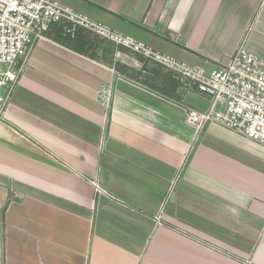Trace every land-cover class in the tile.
<instances>
[{"label": "crops", "instance_id": "crops-1", "mask_svg": "<svg viewBox=\"0 0 264 264\" xmlns=\"http://www.w3.org/2000/svg\"><path fill=\"white\" fill-rule=\"evenodd\" d=\"M55 1L206 72L240 47L264 60V0ZM209 107L141 56L51 25L0 123V264H264V146L186 122Z\"/></svg>", "mask_w": 264, "mask_h": 264}, {"label": "built area", "instance_id": "built-area-1", "mask_svg": "<svg viewBox=\"0 0 264 264\" xmlns=\"http://www.w3.org/2000/svg\"><path fill=\"white\" fill-rule=\"evenodd\" d=\"M54 24L75 38L87 31L171 72L210 101L206 111L189 109L186 122L200 131L218 124L264 146V60L243 47L227 63L209 72L154 51L144 43L118 34L55 0H0V123L12 93L37 41ZM111 90L99 100L110 101Z\"/></svg>", "mask_w": 264, "mask_h": 264}, {"label": "trees", "instance_id": "trees-1", "mask_svg": "<svg viewBox=\"0 0 264 264\" xmlns=\"http://www.w3.org/2000/svg\"><path fill=\"white\" fill-rule=\"evenodd\" d=\"M54 25H56V24H54ZM62 29H63V26L61 25V30H62ZM46 33H47V32H46ZM46 33H45V34H46Z\"/></svg>", "mask_w": 264, "mask_h": 264}, {"label": "rangeland", "instance_id": "rangeland-1", "mask_svg": "<svg viewBox=\"0 0 264 264\" xmlns=\"http://www.w3.org/2000/svg\"><path fill=\"white\" fill-rule=\"evenodd\" d=\"M165 73V72H164ZM0 240H1V233H0Z\"/></svg>", "mask_w": 264, "mask_h": 264}]
</instances>
